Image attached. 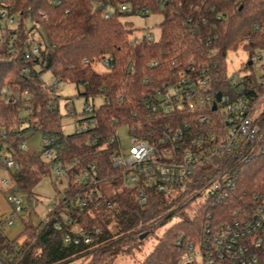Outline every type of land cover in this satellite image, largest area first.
<instances>
[{
	"label": "trees",
	"instance_id": "1",
	"mask_svg": "<svg viewBox=\"0 0 264 264\" xmlns=\"http://www.w3.org/2000/svg\"><path fill=\"white\" fill-rule=\"evenodd\" d=\"M59 1L0 0V9L20 16L15 25L5 28L0 35V132L6 131L5 141L22 163V168L11 176L19 190L27 193L30 205L23 216V240L8 238L3 231L4 221L0 224V242L18 247L21 258L17 264H63L74 259H82L86 264H113L121 252L140 247L158 228L179 215L180 219L157 236L152 249L139 261L176 264L188 242L201 240L207 221L228 220L244 200L264 195V152L260 151L264 148V132L252 158L240 166L235 191L222 204L183 203L182 198L193 188L176 198L152 191L145 202L139 200L136 190L124 188L106 195L113 207L101 197L90 199V195L96 192L95 180L100 188L102 181L118 178L112 164L118 148L117 129L121 125H145L147 112L142 98L146 94L165 81L175 80L182 68L191 65L215 64V86L225 90L228 53L240 46L264 49V0H168L164 8L160 0L134 2L137 9L150 6L163 15L160 36L152 43L145 37L132 39L137 28L122 17L135 12L119 11L117 4L121 0ZM112 7L113 14L105 18L104 12ZM35 29L49 43L46 56L42 60L37 56L24 59L25 39ZM105 58L111 61V68L95 69L93 64ZM48 71L54 80L74 83L78 95L86 100L96 96L110 100L96 109L94 128L63 132L61 96L52 83L40 78ZM3 88L31 93L32 97L25 100L33 109L29 115L31 123L22 119L25 112L20 103L4 102ZM35 131L55 137L59 161L68 173L55 208L46 215L55 211L59 217L68 215L72 224L83 222L88 229L99 226L101 232L93 236L91 243H65V233L72 224L56 228L52 218L46 224L33 223L32 203L37 199L33 187L52 173V166L42 160L41 149L30 154L19 147L25 135ZM77 176L86 177V181ZM77 199L87 200V205L80 208L76 202H70ZM260 256L258 264H264V243Z\"/></svg>",
	"mask_w": 264,
	"mask_h": 264
},
{
	"label": "built area",
	"instance_id": "2",
	"mask_svg": "<svg viewBox=\"0 0 264 264\" xmlns=\"http://www.w3.org/2000/svg\"><path fill=\"white\" fill-rule=\"evenodd\" d=\"M53 1L60 2L50 0L51 3ZM139 1L121 0L117 4L118 10L135 12L141 16L157 13L150 6L135 8L133 3ZM167 1L160 0L161 8H164ZM113 11L114 7L107 9L104 17L109 18ZM19 18L18 14L10 15L5 8L0 9V35L5 28L15 25ZM25 22L33 24L30 19ZM143 37L148 43L158 40L149 31L141 38L137 33L132 35L134 41ZM25 42L27 48L22 55L24 59L35 56L39 60L44 59L49 43L36 29L26 37ZM261 50L263 53L250 56L244 63L245 73L234 72L229 75L226 70L225 90L215 86L212 71L215 64L213 67L191 65L182 68L175 80L161 83L142 98L147 112L145 125H126L128 145L122 144L117 133L118 148L112 158L113 167L117 170V176L122 178L125 189L136 190L141 202H145L152 191L167 198H176L184 195L189 188L193 190L184 195L183 203L200 198L196 205L204 206L209 202L216 205L229 199L237 187L236 178L241 164L252 158L264 132V64L258 72L254 68V63L264 58V49ZM97 63H101L105 70L112 66L107 58L95 62L93 66ZM154 64L156 62H152ZM28 71L29 67L25 69L26 73ZM40 78L44 79V74ZM52 84L56 90L60 82L54 80ZM218 93L221 94L220 99ZM1 97L5 103H20V109L25 112L22 119L27 124L31 123L29 115L33 109L25 101L32 97L28 90L3 88ZM102 99V102L110 103L109 99ZM100 104L96 105L94 98L85 99L82 116L75 130L88 131L95 127V111ZM66 109L70 115L77 113L71 101H67ZM6 134L4 130L0 132V171L7 170L10 179L0 175V184L7 187L4 194L12 212L5 218L0 214V224L5 221L4 233L5 227L13 225L17 217L23 218L30 207L29 203L23 207L25 198L11 176V173L22 168V163L15 156L11 144L5 141ZM27 140L26 136L19 147L23 152L31 154L34 151H29ZM55 146L53 135H41L39 149L42 151V160L52 166L56 182L65 180L67 184L68 173L59 161ZM260 151L264 152V148ZM77 179L86 181L83 176H77ZM98 184L99 181L95 180L96 192L90 195V199L101 197L108 201ZM57 202L58 199L48 207L47 212L53 210ZM70 202H76L80 208L87 205L85 199ZM51 218L55 220L56 228L72 224L68 215L59 217L55 211L40 221L46 224ZM100 232L99 226L88 229L83 222L75 223L65 233L64 242L91 243L93 236ZM263 243L264 195H256L235 208L230 219L207 221L201 240L188 242L184 255L176 264H258L261 262L260 249ZM20 258L16 245L8 247L0 242V264H17Z\"/></svg>",
	"mask_w": 264,
	"mask_h": 264
},
{
	"label": "rangeland",
	"instance_id": "3",
	"mask_svg": "<svg viewBox=\"0 0 264 264\" xmlns=\"http://www.w3.org/2000/svg\"><path fill=\"white\" fill-rule=\"evenodd\" d=\"M123 21H129L137 28V36L142 37L147 31L151 32L154 35L155 39H158L161 33L160 23L163 20V15L161 13H150L148 16H141L139 14H128L122 17ZM263 53L261 49L256 48L254 50L246 49L243 46H240L237 50H232L227 55V73L233 75L234 72H239L240 74L245 73L244 63L249 60L250 56L255 57L257 53ZM255 54V55H254ZM264 64V58L261 61H256L254 63V68L256 71L261 70V66ZM95 69L98 71H104L105 67L101 63L95 65ZM248 70H250L248 68ZM247 70V72H248ZM44 80L48 83H53L54 79L52 78L51 73H44ZM57 94L61 96L60 98V110H61V124L62 129L65 134H70L75 131L78 125V119L82 116L81 111L83 110L85 104V97L78 95V90L74 83L72 82H60L59 86L56 88ZM67 101H71L76 110V115H70L67 112L66 104ZM103 101L101 96H96L94 98V103L99 105ZM118 136L123 145L129 144V134L126 125H121L117 129ZM28 137L27 143L29 146V151L33 152L41 147V135L38 131L28 132L26 134ZM0 175L10 179L9 172L7 170H1ZM55 174L48 173L42 179H40L37 184L33 187V192L36 193L37 199H34L33 205L35 210L32 214L33 223H38L42 218L47 214L48 207L55 203L58 199L57 195L59 190H63L66 186V181H55ZM12 183V181H11ZM100 188L103 192L110 196L116 191L124 189L122 178L118 177L111 180H105L100 183ZM7 187H3L0 184V214L5 218L10 215L12 212L11 206L8 204L5 191ZM25 202L23 207L27 206V193L22 192ZM200 198H196L192 201L193 205H196V202H199ZM180 219L179 215L174 216L166 224L161 226L156 230V234H151L140 247H135L130 252H121L113 261V264H139V261L144 258V256L152 249L153 245L157 241V236L162 235L166 231L167 227L172 223ZM25 221L21 217H17L13 225H7L5 227V233L8 238L14 240L18 239L22 241L24 238L23 231L25 229ZM126 249V248H125ZM63 264H86V261L82 259H74L72 261L63 263Z\"/></svg>",
	"mask_w": 264,
	"mask_h": 264
},
{
	"label": "water",
	"instance_id": "4",
	"mask_svg": "<svg viewBox=\"0 0 264 264\" xmlns=\"http://www.w3.org/2000/svg\"><path fill=\"white\" fill-rule=\"evenodd\" d=\"M249 63L251 64V63H252V61H249ZM217 97H218V99H220V97H221V94H220V93H218Z\"/></svg>",
	"mask_w": 264,
	"mask_h": 264
},
{
	"label": "crops",
	"instance_id": "5",
	"mask_svg": "<svg viewBox=\"0 0 264 264\" xmlns=\"http://www.w3.org/2000/svg\"><path fill=\"white\" fill-rule=\"evenodd\" d=\"M6 234V233H5ZM7 235V234H6Z\"/></svg>",
	"mask_w": 264,
	"mask_h": 264
}]
</instances>
